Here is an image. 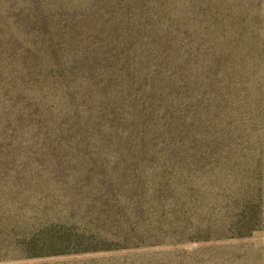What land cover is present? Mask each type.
<instances>
[{
	"label": "trees",
	"instance_id": "16d2710c",
	"mask_svg": "<svg viewBox=\"0 0 264 264\" xmlns=\"http://www.w3.org/2000/svg\"><path fill=\"white\" fill-rule=\"evenodd\" d=\"M262 231L264 0H0V264Z\"/></svg>",
	"mask_w": 264,
	"mask_h": 264
},
{
	"label": "rangeland",
	"instance_id": "374dc122",
	"mask_svg": "<svg viewBox=\"0 0 264 264\" xmlns=\"http://www.w3.org/2000/svg\"><path fill=\"white\" fill-rule=\"evenodd\" d=\"M226 246L225 256L197 253ZM21 264H264V231L244 241L223 245L189 244L181 247H149L116 253L29 260Z\"/></svg>",
	"mask_w": 264,
	"mask_h": 264
}]
</instances>
